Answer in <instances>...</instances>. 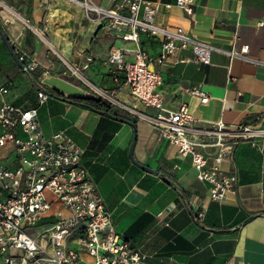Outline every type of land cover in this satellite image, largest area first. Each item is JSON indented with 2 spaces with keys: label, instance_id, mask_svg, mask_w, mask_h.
Masks as SVG:
<instances>
[{
  "label": "crops",
  "instance_id": "obj_1",
  "mask_svg": "<svg viewBox=\"0 0 264 264\" xmlns=\"http://www.w3.org/2000/svg\"><path fill=\"white\" fill-rule=\"evenodd\" d=\"M96 1L103 7L114 3ZM149 1L159 5L158 24L181 27L214 47L209 64L194 61L190 48L151 63L162 78L165 107L177 109L185 103L204 125L222 121L228 127L244 123L264 128V0H195L191 15L174 6L175 0ZM0 30L37 63L36 76L23 73L3 43L6 56L1 57L0 75L15 80L6 95L11 94L13 101L8 102L33 107L26 106L29 99H14L12 94L31 87L27 96L36 98L38 84L48 94L65 98L95 99L102 88L114 89L121 103L154 114L130 97L122 75L113 72L106 60L111 48L132 51L139 47L156 59L158 39L140 34L136 44L106 34L98 22L86 18L81 6L69 0H0ZM243 45H248L243 54L247 60L226 53L231 49L239 53ZM132 58V54L127 56ZM193 86L207 93V102L200 103L188 93ZM62 97L45 101L51 125L44 131L39 121L42 133L64 131L84 150L81 163L111 213L114 231L145 255L146 263L264 264V138L258 139L260 147L240 141L220 162V169L236 174L238 180L234 194L216 201L209 198V183L197 180L190 155H180L148 121L122 108L110 106L111 113L104 114ZM134 130L135 145L129 154ZM20 134L17 131L18 137H25ZM199 149L210 165L217 149ZM49 219L53 221V217L44 220Z\"/></svg>",
  "mask_w": 264,
  "mask_h": 264
},
{
  "label": "built area",
  "instance_id": "obj_2",
  "mask_svg": "<svg viewBox=\"0 0 264 264\" xmlns=\"http://www.w3.org/2000/svg\"><path fill=\"white\" fill-rule=\"evenodd\" d=\"M82 7L86 18L98 22L104 33L122 41L140 43V34L160 41L159 57L153 59L143 48L127 51L111 48L107 63L122 75L132 99L155 112L150 115L121 103L114 89H99L102 101L111 107L129 111L134 117L148 121L159 137L177 147L180 155L191 157L199 181L209 183L208 195L220 201L236 192V174H228L220 162L240 141L260 147L264 128L250 124L228 127L222 121L201 124L182 103L177 109L166 108L161 91L162 78L151 67L179 49L190 48L194 61L210 63L214 47L196 39L181 27L158 24L155 16L159 5L149 0H114L110 7L96 0H69ZM195 0H175L174 6L191 15ZM172 4H165L166 8ZM226 51L230 58L243 55ZM14 51L25 74L36 70L35 59L22 47ZM132 54V59L127 56ZM185 61V59H183ZM118 81V78H115ZM12 82L0 84V147L10 151L0 158V264H148L139 253L114 231L111 213L104 208L87 168L82 165L84 150L64 131L45 136L40 128L37 107H24L5 101ZM36 98L43 104L49 94L44 86L36 87ZM200 103L209 96L200 87L188 90ZM21 131L25 137L17 136ZM214 147L216 153L207 165V157L199 148ZM202 214L198 213L200 217ZM53 217L51 222H42ZM47 228H41L44 225ZM33 228L35 232L27 231ZM41 228V229H40Z\"/></svg>",
  "mask_w": 264,
  "mask_h": 264
},
{
  "label": "rangeland",
  "instance_id": "obj_3",
  "mask_svg": "<svg viewBox=\"0 0 264 264\" xmlns=\"http://www.w3.org/2000/svg\"><path fill=\"white\" fill-rule=\"evenodd\" d=\"M44 36V35H43ZM16 45V44H15ZM17 46V45H16ZM18 46H20V45H18ZM14 45H13V49H14ZM20 47H22V46H20ZM23 49H24V47H22ZM26 50V49H25ZM27 51V50H26ZM50 53H52V50L51 49H49L48 50ZM28 52V51H27ZM2 55H5L6 56V51H5V49H4V46H3V42H1L0 41V66H3L2 65V63H1V57H2ZM52 60V56H50L49 54H48V60ZM8 64L9 65H11L12 67H14L15 68V70H16V67H15V65H13L12 64V62L9 60V62H8ZM1 68L2 67H0V71H1ZM37 69L36 70H34L33 72H32V74L34 75V76H36V74H37ZM52 72V71H51ZM52 73H56V74H61V72H58V71H53ZM21 73H17V76H19ZM6 78H10L9 80L12 82V84L13 83H15V80H14V78H12V77H10L9 75H4V76H1L0 75V82H2V81H4ZM78 79V78H77ZM78 81H80L79 79H78ZM82 81H86V80H84V79H82ZM22 87V86H21ZM24 88L27 90V89H29V86H24ZM30 89H32L31 87H30ZM28 90L27 92L24 90V92H20L19 91V89H17L16 91H14L13 92V94H12V97L14 98V99H21V100H27V99H29L28 101H27V103H26V106H36L37 107V109H38V114H39V121L41 122V124H42V129L44 130V131H47L49 128H50V125H51V123H50V121L48 120V114H47V108H48V105H49V102H44L43 104H39L38 102H37V99L35 98V96L34 97H32V96H27L28 95V93L29 92H31L32 90ZM25 93V94H24ZM33 93H34V90H33ZM11 94H9L8 96H6L5 98H4V100L5 101H13L11 98ZM48 98L51 100L52 98H51V96L49 95L48 96ZM49 100V101H50ZM146 109V108H145ZM144 112V111H143ZM2 130H1V128H0V133H2L1 132ZM21 135V137H24V135L23 134H20ZM10 151V148L8 147V146H5V147H1L0 148V158L1 159H3L6 155H7V153ZM2 152V153H1ZM4 153V154H3ZM52 219H49V220H43L42 222H44V223H46V222H50ZM41 229V228H40ZM27 231H29V232H35L36 230L35 229H33V228H27Z\"/></svg>",
  "mask_w": 264,
  "mask_h": 264
},
{
  "label": "water",
  "instance_id": "obj_4",
  "mask_svg": "<svg viewBox=\"0 0 264 264\" xmlns=\"http://www.w3.org/2000/svg\"><path fill=\"white\" fill-rule=\"evenodd\" d=\"M0 38L2 40V42L4 43L7 51L9 52L10 56L12 57V59L14 60V62L19 66V68H22L23 65L21 64V62L18 60V57L13 49V45L12 43L9 41L8 37L6 36V34L0 30ZM65 98V97H64ZM95 111H98V112H101L99 110H96V109H93ZM110 117H113V118H116L115 115L113 114H110L109 115ZM122 121H124L125 123H128V124H131L133 125V122L130 121L129 119H122ZM135 140H136V134H135V130H134V134H133V137H132V141H131V145H130V148H129V154L132 153V150H133V147L135 145ZM134 162V161H133ZM139 168L143 169L144 171L146 172H149V173H152V174H155V175H158V172L156 171H153L152 169H150L149 167L147 166H144V165H140L136 162H134Z\"/></svg>",
  "mask_w": 264,
  "mask_h": 264
},
{
  "label": "trees",
  "instance_id": "obj_5",
  "mask_svg": "<svg viewBox=\"0 0 264 264\" xmlns=\"http://www.w3.org/2000/svg\"><path fill=\"white\" fill-rule=\"evenodd\" d=\"M49 95L62 97L59 94L53 93V92H50ZM62 98L64 100L69 101V102L74 103V104H78V105L88 107L91 109L99 110L104 114L111 113L110 105L108 103H106L105 101H102L100 98H95V99L79 98V97H75V98H64V97H62Z\"/></svg>",
  "mask_w": 264,
  "mask_h": 264
},
{
  "label": "bare ground",
  "instance_id": "obj_6",
  "mask_svg": "<svg viewBox=\"0 0 264 264\" xmlns=\"http://www.w3.org/2000/svg\"><path fill=\"white\" fill-rule=\"evenodd\" d=\"M40 34V33H39Z\"/></svg>",
  "mask_w": 264,
  "mask_h": 264
}]
</instances>
